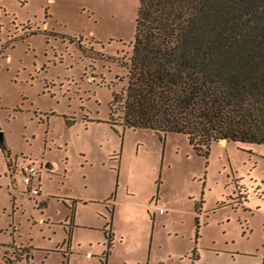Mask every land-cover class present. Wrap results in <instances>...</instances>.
<instances>
[{"label":"rangeland","instance_id":"obj_1","mask_svg":"<svg viewBox=\"0 0 264 264\" xmlns=\"http://www.w3.org/2000/svg\"><path fill=\"white\" fill-rule=\"evenodd\" d=\"M138 5L0 0V264H261L264 145L109 123Z\"/></svg>","mask_w":264,"mask_h":264},{"label":"trees","instance_id":"obj_2","mask_svg":"<svg viewBox=\"0 0 264 264\" xmlns=\"http://www.w3.org/2000/svg\"><path fill=\"white\" fill-rule=\"evenodd\" d=\"M138 2L109 123L182 134L205 158L222 139L264 145V0Z\"/></svg>","mask_w":264,"mask_h":264},{"label":"built area","instance_id":"obj_3","mask_svg":"<svg viewBox=\"0 0 264 264\" xmlns=\"http://www.w3.org/2000/svg\"><path fill=\"white\" fill-rule=\"evenodd\" d=\"M14 174L19 175V179L25 186L29 194H38L39 190L35 187V181L40 178V172L35 163L29 160H23L21 163H16L13 166ZM159 213L164 212L162 207L158 209Z\"/></svg>","mask_w":264,"mask_h":264},{"label":"crops","instance_id":"obj_4","mask_svg":"<svg viewBox=\"0 0 264 264\" xmlns=\"http://www.w3.org/2000/svg\"><path fill=\"white\" fill-rule=\"evenodd\" d=\"M161 198L158 196V194H157V200H156V202H157V205H158V207H161V205L160 204H167L168 206H171V205H173L170 201H166V200H163V199H161ZM158 200H159V202L160 203H158ZM155 208H157L156 207V205L154 206ZM168 207H166V209H167ZM164 212H165V210H164ZM164 212H162V213H159V214H161V215H164L165 213ZM191 212H193V210H191ZM104 238H105V236H104ZM116 242V237H115V235H113V242H112V247H111V251H112V249H113V246H114V243ZM195 264H197V261H195L194 262Z\"/></svg>","mask_w":264,"mask_h":264},{"label":"water","instance_id":"obj_5","mask_svg":"<svg viewBox=\"0 0 264 264\" xmlns=\"http://www.w3.org/2000/svg\"><path fill=\"white\" fill-rule=\"evenodd\" d=\"M218 142H219V143H221V142H226V140L222 139V140H219Z\"/></svg>","mask_w":264,"mask_h":264},{"label":"bare ground","instance_id":"obj_6","mask_svg":"<svg viewBox=\"0 0 264 264\" xmlns=\"http://www.w3.org/2000/svg\"><path fill=\"white\" fill-rule=\"evenodd\" d=\"M221 143H225V142H221Z\"/></svg>","mask_w":264,"mask_h":264}]
</instances>
